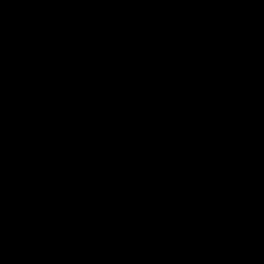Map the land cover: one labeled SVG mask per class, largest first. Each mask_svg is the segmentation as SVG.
<instances>
[{
	"label": "water",
	"instance_id": "obj_1",
	"mask_svg": "<svg viewBox=\"0 0 264 264\" xmlns=\"http://www.w3.org/2000/svg\"><path fill=\"white\" fill-rule=\"evenodd\" d=\"M0 264H264V0H0Z\"/></svg>",
	"mask_w": 264,
	"mask_h": 264
}]
</instances>
